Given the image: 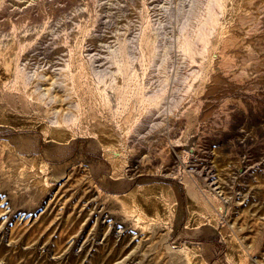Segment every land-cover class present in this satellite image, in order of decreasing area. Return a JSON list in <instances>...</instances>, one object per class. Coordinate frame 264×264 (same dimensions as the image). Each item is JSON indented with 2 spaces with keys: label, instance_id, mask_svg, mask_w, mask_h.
I'll list each match as a JSON object with an SVG mask.
<instances>
[{
  "label": "rangeland",
  "instance_id": "rangeland-1",
  "mask_svg": "<svg viewBox=\"0 0 264 264\" xmlns=\"http://www.w3.org/2000/svg\"><path fill=\"white\" fill-rule=\"evenodd\" d=\"M0 264H264V0H0Z\"/></svg>",
  "mask_w": 264,
  "mask_h": 264
},
{
  "label": "bare ground",
  "instance_id": "bare-ground-1",
  "mask_svg": "<svg viewBox=\"0 0 264 264\" xmlns=\"http://www.w3.org/2000/svg\"><path fill=\"white\" fill-rule=\"evenodd\" d=\"M211 5H212V4H211ZM198 7H199V11L196 10L195 12L200 14V12H202V10L200 9V5H199V4H198ZM201 7H202V6H201ZM193 12H194V11H193ZM199 14H198V16H199ZM203 14H204V13H203ZM197 20H198V22L200 23L201 20H203V19L201 18V20H200V19H197ZM200 24H201V23H200ZM197 27H200V26L197 25ZM190 32H191V31H190ZM192 33H193V32H192ZM188 34H189V32H188ZM190 34H191V33H190ZM190 34H189V35H190Z\"/></svg>",
  "mask_w": 264,
  "mask_h": 264
}]
</instances>
